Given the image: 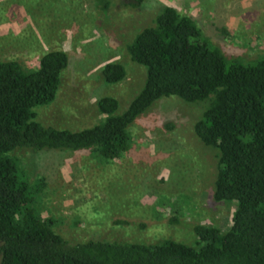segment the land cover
<instances>
[{
  "label": "rangeland",
  "instance_id": "374dc122",
  "mask_svg": "<svg viewBox=\"0 0 264 264\" xmlns=\"http://www.w3.org/2000/svg\"><path fill=\"white\" fill-rule=\"evenodd\" d=\"M0 0V61L17 60L25 72L39 67L49 50H64L55 99L34 108L44 126L80 130L103 121L96 101L118 100L121 113L141 89L145 68L133 62L126 45L154 24L163 6L192 17L201 36L227 59L253 63L264 56V0ZM107 62H119L125 78L103 81ZM206 101L172 95L157 100L129 126L130 148L122 158L100 162L83 151L20 149L13 153L31 180L43 177V216L69 242L87 238L192 244L193 226L230 227L234 204L215 202L217 151L194 134Z\"/></svg>",
  "mask_w": 264,
  "mask_h": 264
},
{
  "label": "trees",
  "instance_id": "16d2710c",
  "mask_svg": "<svg viewBox=\"0 0 264 264\" xmlns=\"http://www.w3.org/2000/svg\"><path fill=\"white\" fill-rule=\"evenodd\" d=\"M94 2L105 9L109 0ZM128 2L137 6L142 0ZM126 51L145 68L141 89L119 114L115 97L98 98L103 121L80 130L44 126L34 111L56 97L69 65L64 50L43 53L31 72L17 60L0 61V264H264V56L247 64L227 59L202 38L190 15L169 5ZM100 74L116 84L126 69L107 62ZM172 95L207 102L194 134L217 151L212 198L234 204L230 227L196 224L192 244L98 238L72 243L55 232V219L39 208L45 179L31 180L13 153L86 150L100 162L115 161L130 148L134 120Z\"/></svg>",
  "mask_w": 264,
  "mask_h": 264
}]
</instances>
